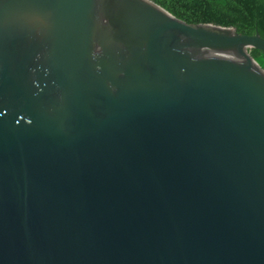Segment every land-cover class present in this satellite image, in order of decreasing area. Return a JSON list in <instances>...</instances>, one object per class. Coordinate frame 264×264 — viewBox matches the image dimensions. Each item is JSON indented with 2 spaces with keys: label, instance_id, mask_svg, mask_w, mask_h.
<instances>
[{
  "label": "water",
  "instance_id": "obj_1",
  "mask_svg": "<svg viewBox=\"0 0 264 264\" xmlns=\"http://www.w3.org/2000/svg\"><path fill=\"white\" fill-rule=\"evenodd\" d=\"M252 49L153 0H0V264H264Z\"/></svg>",
  "mask_w": 264,
  "mask_h": 264
},
{
  "label": "trees",
  "instance_id": "obj_2",
  "mask_svg": "<svg viewBox=\"0 0 264 264\" xmlns=\"http://www.w3.org/2000/svg\"><path fill=\"white\" fill-rule=\"evenodd\" d=\"M175 17L195 24L235 27L239 33L264 37V0H153ZM264 68V53L252 49Z\"/></svg>",
  "mask_w": 264,
  "mask_h": 264
}]
</instances>
